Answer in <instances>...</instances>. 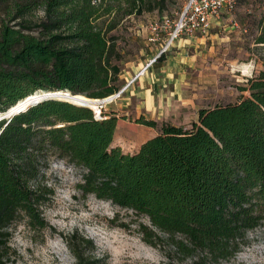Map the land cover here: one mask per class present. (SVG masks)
Masks as SVG:
<instances>
[{
	"label": "trees",
	"instance_id": "16d2710c",
	"mask_svg": "<svg viewBox=\"0 0 264 264\" xmlns=\"http://www.w3.org/2000/svg\"><path fill=\"white\" fill-rule=\"evenodd\" d=\"M166 0H7L0 9V113L37 91L106 98L121 89L119 28ZM264 8V7H263ZM37 11L42 15L36 16ZM255 44L264 47V9ZM264 64V56L261 58ZM238 101L201 108L190 127L140 117L157 129L134 153L113 145L119 117L49 99L0 120V264L11 228L47 225L54 160L81 168L77 189L131 210L145 240L162 234L190 264L234 257L264 227V69ZM93 248L94 242L81 238ZM77 264H96L76 252Z\"/></svg>",
	"mask_w": 264,
	"mask_h": 264
},
{
	"label": "rangeland",
	"instance_id": "374dc122",
	"mask_svg": "<svg viewBox=\"0 0 264 264\" xmlns=\"http://www.w3.org/2000/svg\"><path fill=\"white\" fill-rule=\"evenodd\" d=\"M6 1L0 0V9ZM185 2L166 0L159 9L130 17L119 28L120 42L126 54L123 73L128 72L125 74L128 80H135L131 73L137 71V67L150 62L156 64L163 61L168 52L177 51L174 47L176 40L167 52L159 56L162 41L148 40L149 25L163 20L172 25L179 18ZM263 7L264 0H238L232 12L221 14L222 25L210 28L206 39L197 46L190 43L185 47L190 56L201 51V56L192 59L194 66L185 69L183 76L182 94L190 101L175 104L174 109L170 108L165 113L167 121L161 123L190 127L198 121L201 108L236 102L249 94L242 91L241 86L264 69L261 60L264 47L255 44ZM41 15L37 11L36 16ZM200 35L197 32L194 37ZM123 80L121 89L116 93L118 96L103 104L100 117H103V112L124 118L126 123H120L122 126L118 129L115 142L133 150L139 143L135 125L138 115L129 107L128 114L122 116L125 114L124 97L127 95L124 88L128 85V80ZM95 116L99 117L96 113ZM124 135L129 139L126 143ZM81 178L79 167L62 160H54L50 164L45 182L54 193L42 209L47 225L32 228L25 217L19 219L10 231L6 264H77L76 252L95 258L96 264H190L197 258L199 254L193 257L178 255L162 234H159L160 241L148 243L138 225L139 222L147 223L146 218L93 195L84 197L77 189ZM81 238L92 239L95 246L91 248L82 243ZM245 240L246 243L234 257L211 264H264V227L248 231Z\"/></svg>",
	"mask_w": 264,
	"mask_h": 264
},
{
	"label": "crops",
	"instance_id": "0c3cea01",
	"mask_svg": "<svg viewBox=\"0 0 264 264\" xmlns=\"http://www.w3.org/2000/svg\"><path fill=\"white\" fill-rule=\"evenodd\" d=\"M222 23L219 17L213 20L210 28L214 25H222ZM207 35L208 32L197 37L185 36L179 38L174 44L177 51L168 52L164 55L165 59L156 62V64H151L147 67L146 65L137 67V71L131 73L135 77L133 81L128 80V77L125 75L128 72L122 73L121 79L128 80V86L124 90L127 93L124 97L126 100L124 104L125 114L122 116H126L128 114L127 112L132 110L137 113V118L143 117L147 120H154L161 123L160 121H167L168 117L165 113L169 112L170 108L174 109V106H176L175 104H178V102H189L190 100L184 98L182 94L183 76L185 74V69L187 70V68L194 66L192 59L195 56H201V51H196L194 56H190L186 52L185 47L190 43H192L193 46H197V43H201L205 40ZM129 107L130 110L128 109ZM117 116L120 117L119 115ZM120 123L125 124L126 120L124 118L118 119L113 145L121 147L122 151L125 153H134L138 151L143 142L154 137L158 133L156 128L136 123L135 125L138 128L136 139L139 143L133 150H127L121 146V144L115 142L118 129L122 126ZM173 125L178 124L173 123ZM124 136L123 141L126 143L129 139L126 135Z\"/></svg>",
	"mask_w": 264,
	"mask_h": 264
},
{
	"label": "built area",
	"instance_id": "2783aa9c",
	"mask_svg": "<svg viewBox=\"0 0 264 264\" xmlns=\"http://www.w3.org/2000/svg\"><path fill=\"white\" fill-rule=\"evenodd\" d=\"M237 2L238 0H186L179 18L172 25L168 20L149 25L148 40L162 41L160 56L167 52L182 35L193 37L197 32L201 34L208 32L213 20L218 19L224 12H232ZM149 65L151 62L146 67Z\"/></svg>",
	"mask_w": 264,
	"mask_h": 264
},
{
	"label": "water",
	"instance_id": "95a60500",
	"mask_svg": "<svg viewBox=\"0 0 264 264\" xmlns=\"http://www.w3.org/2000/svg\"><path fill=\"white\" fill-rule=\"evenodd\" d=\"M59 92H62V91H37L34 94H32V95L26 97L25 99L21 100L20 102H18L15 106L11 107L8 111L0 113V120L6 119V118H11L15 114L23 112L26 109H28L29 107H31V106L39 103V102L45 101V100L58 99V100H64V101L70 102L69 100L61 99L60 98L61 96L57 95V93H59ZM66 94H71V93L66 91ZM77 95H80V94H75V95H70V96H77ZM84 97L86 99H89L90 101H94L95 103H97V105H99L100 108L103 107V104H104L103 102L106 99V98H89L86 96H84ZM70 103H72V102H70ZM73 104H75V103H73ZM75 105L82 106V107H89L86 105V103L75 104ZM89 108H91V107H89ZM93 111L95 112V110H93ZM97 116H99V115L97 114Z\"/></svg>",
	"mask_w": 264,
	"mask_h": 264
},
{
	"label": "bare ground",
	"instance_id": "6f19581e",
	"mask_svg": "<svg viewBox=\"0 0 264 264\" xmlns=\"http://www.w3.org/2000/svg\"><path fill=\"white\" fill-rule=\"evenodd\" d=\"M247 72V71H246ZM128 86V85H127ZM57 95L61 96V99H65V100H69L72 103L75 104H82V103H86L87 106L91 107L93 110H95V113H97L99 116L101 115V108L99 105H97V103H95L94 101H90L89 99H86L84 97V95H77V96H70L73 94H66V92L62 91L57 93ZM118 96V94L115 95H111L106 97L105 101L103 102L105 103H109L111 101H113L116 97Z\"/></svg>",
	"mask_w": 264,
	"mask_h": 264
}]
</instances>
